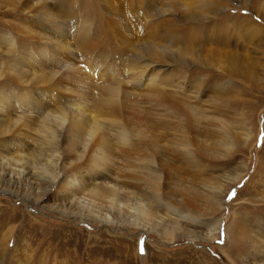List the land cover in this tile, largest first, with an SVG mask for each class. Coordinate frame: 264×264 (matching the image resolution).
Wrapping results in <instances>:
<instances>
[{"label": "rangeland", "instance_id": "rangeland-1", "mask_svg": "<svg viewBox=\"0 0 264 264\" xmlns=\"http://www.w3.org/2000/svg\"><path fill=\"white\" fill-rule=\"evenodd\" d=\"M9 163L2 264H264V0H0Z\"/></svg>", "mask_w": 264, "mask_h": 264}, {"label": "bare ground", "instance_id": "bare-ground-1", "mask_svg": "<svg viewBox=\"0 0 264 264\" xmlns=\"http://www.w3.org/2000/svg\"><path fill=\"white\" fill-rule=\"evenodd\" d=\"M18 167L19 166H18L17 163H15V164L9 163V164H7V166H4V165H1L0 164V185H1V187H0V193L3 194L5 192L7 193V191H9L10 193H8V194L17 196V193L18 192L16 190L19 191L21 189L22 190H24V189L27 190L28 189V191L35 192L38 196L36 198H33L34 200L31 199L30 196H25L23 198L24 200H26V201H28V200L33 201L34 204H39L40 201H42L41 202L42 205L43 204H46V202L52 196L51 190H52V187L54 186V182L53 181H49V180H47L46 182L45 181H40V179L37 176H35V174L33 172H31L29 170H25L24 167H19V168ZM40 186H42L43 188L42 187L41 188H38ZM3 187H4V189H3ZM66 195H67V199H64V200H67V201H65L64 203L61 204L62 205L61 206L62 209H65V208H74V207L75 208H79V209L82 208L81 204L79 202H77L76 199H73L72 198L73 196H72V194H70V192L63 193V196H66ZM63 198H65V197H63ZM42 207L43 206H41V208ZM146 216L147 215H143V214H141L139 216L142 222H147L146 219H145ZM174 216L177 217L178 223L181 222L183 225H188L191 222V220L187 219L188 218L187 216L180 215V214H174ZM79 217H80V219H83L86 222L89 221V220L86 219V217L85 218L83 216H79ZM132 219L133 220L128 221L127 224H125V225H119L118 224V225H116V227L123 228V227H126V226H131V227H136L137 226L138 227L137 229L145 228V226H143L142 228L140 226H138V223L136 222L137 216H133ZM152 221H154V220H152ZM152 221L150 222V227L149 228L150 229H153V231H152V235H153L155 233V231L157 230L159 223L158 222H152ZM90 222L96 223V224L98 223V222H95L93 220H90ZM99 223H100V224H98L99 226L106 225V224L102 223V221L99 222ZM178 223L176 222V223L173 224L175 227H173L172 230L176 229ZM182 224H180V225L183 226ZM190 224H192V226L194 227V229H197V228L199 229V228H201L203 226L206 227V224L201 223V222H198V223L195 222L194 223V221H193V223L191 222ZM159 225H161V224H159ZM168 228H170V227H168ZM219 230H220V221L217 222V224L214 225L212 228H210L209 230H207L205 234L203 233L204 232L203 231L202 233L204 234V236L200 237V235H198L199 237L198 236L196 237V235L195 236L191 235L190 237L192 239H194V240H203V239L204 240H209V239L212 240L214 238L215 234L218 233ZM147 231L149 232V230H147ZM193 232L196 233V230H193ZM164 233H166V232L164 231ZM2 239L3 238L0 239V248H3L4 243H6V248H4V249H2L0 251V264L3 263V260L5 258L4 257V254H5V252L8 251L7 250V244H8L7 243V238L5 237V239L1 243V240ZM29 249H30V246H29ZM256 258H257V256H256Z\"/></svg>", "mask_w": 264, "mask_h": 264}]
</instances>
